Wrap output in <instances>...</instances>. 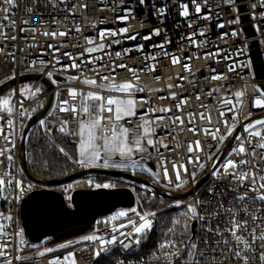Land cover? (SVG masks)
Masks as SVG:
<instances>
[{"label":"built area","instance_id":"obj_1","mask_svg":"<svg viewBox=\"0 0 264 264\" xmlns=\"http://www.w3.org/2000/svg\"><path fill=\"white\" fill-rule=\"evenodd\" d=\"M181 2L189 4L190 15L187 18L179 15L180 8L178 5ZM82 3L88 4L89 7L87 9L81 8ZM73 4L76 5L74 9ZM209 4L213 5L211 20L197 19L198 15H205L207 9L202 10L200 14H196L194 5L191 4L190 0H145L144 5H140L138 0H65V3H61L60 0H36L35 4H33V0H16V7L10 8L12 13L10 19L15 21V27L5 26L3 30L7 38L0 36V85L9 80L15 81L14 85L8 89L12 92L11 98L15 106L11 117L15 125L14 139L16 147L13 149L15 167L6 169L0 165V173L6 170L11 171L15 179L22 180L24 185L32 184V191L44 187L29 179L22 168L21 142L27 122L44 107L47 97L52 94L51 106L42 119H45L46 124L53 129L51 134L54 131L59 132L58 121L67 119L69 121L68 131L70 132L76 126L75 120L69 113L58 111L59 101L69 99V88H76L84 92L88 90L99 91V89L85 85L83 80L85 78L96 79L97 83H102L100 77L107 75L114 77L116 82L127 80L138 83L139 87L144 89V91L133 93L137 101L136 115L121 120L120 124L134 131L136 126L145 119L152 121L153 133L151 138L154 142H157L156 148H151L145 144L144 147L148 148V152L136 153L133 156V159L137 160L141 167L148 168L151 171H141L140 167L128 171L132 173L135 171L144 172L149 176V180L161 188L172 192L185 193L186 196L171 199L172 201L164 207L150 210L156 213V216L152 218L154 221L152 231L144 235L139 245L130 243L129 247L125 249L119 243V241L125 240V237L121 236L120 233H132V226L128 223L129 217L138 220V217L130 211L134 207L141 211L138 207L137 194L136 202L132 207L116 210L129 211V217H122L113 221L110 220L108 214L98 218L89 230L81 235L61 240L46 237L38 242H33L25 234L20 217L21 202L32 191L28 192L23 199L17 201L15 200L16 190L9 189L5 193H0V213L3 216L11 215L13 218L12 221H7L3 219V216H0V222L6 225L5 231L9 234L6 238L0 236V243L8 242V247L5 249L8 255L0 257V264H4L6 259H11L12 264H49V261L53 258L63 259L68 252L75 254L77 264H97L102 257L111 255L116 250L119 251L121 256L117 257L113 264H163V261L157 260L153 256L159 243L165 239L162 233H166L167 229L172 227V221L178 217L179 213L186 210L185 205L193 203L197 199H210L207 189L219 183L210 174L212 161L208 160V155L212 154V159L219 164L227 158V153L237 146V141L233 138L227 151L220 155L231 136H228L222 144L218 145L217 141L213 140L211 135H206L203 130L210 128L215 131L219 127L220 133L218 135H225L228 132V128L225 127L223 121L227 120L229 125L233 123L234 113L227 109L238 104V100L234 95L237 91H244L245 95L239 98V104L242 106L239 107L235 130L240 128L239 134L245 140H247V133L243 132V128L246 122L264 114V108L253 107L254 99L259 97L257 88L263 90L260 84L264 82V79L256 77L250 51V43L256 41L264 59V20L259 17L253 20L248 15L250 5L247 0H244L243 6L246 7L241 10L244 13L243 16L248 15L249 19L243 21L242 16L240 24L228 25L227 22L232 20L235 14L224 3V0H209ZM216 4H219L218 8L215 7ZM237 4L240 6L241 0H237ZM164 5H167L164 15H154L157 7ZM0 6L3 5L0 4ZM29 7L33 8L31 13L26 11ZM69 9L72 11L70 12ZM128 9H131L129 18L126 21L119 20L118 17L128 15ZM23 21H28V23H22ZM189 22H191V28L188 27ZM218 23H225L226 27L220 29L216 26ZM0 24L6 25L7 22L0 20ZM247 25L253 27L254 34L247 35L245 33L244 27ZM256 25L260 26V32L256 31ZM125 27L129 31L121 33L120 29ZM21 28L25 30L21 31ZM76 28H79L80 31L77 32ZM155 28L162 30L160 36L153 35L151 40L142 39V37L151 34ZM240 28L244 30L242 35L237 37L230 35L233 29ZM31 29L37 31L33 33ZM201 30L205 33L203 36L199 35ZM45 31H63L67 35L53 38L52 36L43 35ZM101 31L106 33L116 32L117 35H106L101 39L99 35ZM193 32L197 33L193 37L196 41L195 45H192L186 38L181 39V37H187ZM224 32L229 33V35L225 39H220L221 33ZM136 34L138 35L135 40L128 39L129 36ZM13 36L16 38L11 39ZM89 39L93 43L89 44ZM166 39L171 41V43L164 46V51L169 54L168 56L164 55L160 47H152V45L163 43ZM101 44L105 47L100 51L91 54L86 51L88 48L98 47ZM49 45H53L54 48H49ZM140 45L143 46L142 51L138 50ZM245 45L247 46L245 47ZM238 47L243 48V55L236 54ZM218 49L222 50L220 56L205 58L206 54L215 53ZM118 52L121 53L120 56L116 55ZM229 53L232 55V60H224L223 56ZM152 55L156 56L155 60L151 59ZM172 55L179 57L181 64L172 65L170 59ZM186 57H191V60L186 61ZM185 62L190 63L191 73L184 71L182 64ZM73 63L78 67L72 68ZM233 63H235L236 71L229 72L228 65ZM121 64L137 69L139 82L134 79L132 73L126 68L116 67ZM241 64L245 66L241 67ZM151 65L156 66L155 72L145 70L146 66ZM113 68H115L114 72ZM212 69H215V72ZM48 72L52 73L51 78L47 75ZM31 74H36L39 78L20 81L23 75ZM215 74H223L227 76V79L212 80L211 77ZM13 76L14 78H10ZM157 76L160 77L158 81L155 79ZM179 76H186L188 79L180 80L177 78ZM71 77H78L79 79L73 80ZM170 77L171 79H169ZM44 79L49 81L51 87L44 82ZM53 80L57 83L53 84ZM169 84L174 85V87L169 89ZM175 85L181 86L175 87ZM25 87L29 88L31 92H35L36 88H40L41 91L36 93L35 96L26 93L22 97L20 90ZM57 93L58 95H56ZM172 93L176 94L175 100L170 98ZM101 94L105 96L121 95L120 93L107 91ZM196 95L200 96V100H196ZM159 97H165V99ZM185 98L187 103L177 109L175 105ZM223 98L230 99L232 103L223 104ZM21 99H23L22 107L20 105ZM201 105H204V107H201ZM162 106L171 108V111L167 113L159 111ZM21 111L25 112L24 116L20 115ZM220 111L225 112L224 117H220ZM49 112H52L51 116L48 115ZM201 112L211 116V124L207 120L201 119L199 115ZM0 115H5V119H7L6 114ZM104 115L107 116L108 113H104ZM177 116L184 120L182 126L179 121L176 124L172 123V120ZM157 117H163V119H157ZM190 120L192 123H189ZM3 123L4 121H0V124ZM191 127H195L198 132L194 134L189 131L188 129ZM62 134L73 142L71 136L65 133ZM134 138V136H130V139ZM196 140L200 141L203 151L189 153L187 150L188 144ZM252 140L253 143H256V138L253 137ZM5 144L6 142L0 137V147H4ZM164 144H167L168 148L163 147ZM217 147L219 151H217ZM245 147L249 149L247 156L233 154L230 158L233 160H252L251 146L246 143ZM260 151L262 150L257 149V161L264 164V161L258 159ZM189 156H192L193 159L199 156L205 167L196 169L193 164L188 163ZM141 160H144V162L141 163ZM149 161L155 164V170L147 165L146 162ZM173 163H183L188 168L189 175H185L181 171V179L188 180V183L180 189L173 186L176 183ZM164 166L168 169V179L172 180L173 185H168V180L164 177ZM194 170L197 171L195 181L190 176V173ZM89 181L114 183L116 186L125 185V183L110 178L99 179L94 176H87L54 187V189L68 196L76 188H92L89 186ZM246 183L251 184V180ZM67 185L72 186L69 192L63 191V187ZM134 191L136 193L135 188ZM218 191L226 193L223 199L227 203L231 198V193L228 192L227 187L220 188ZM240 191H243V189H240ZM5 196H7V199H4ZM177 201H180L179 207L175 206ZM121 224L126 225V227L120 228ZM192 227L193 233L198 235L200 229L195 224ZM114 228L117 231L114 232ZM21 229L25 241L22 245L20 244V238L15 235ZM93 234L104 240L116 236L117 243L115 245H104L108 251L101 252L100 256L97 257L94 253L100 251V240L86 241L82 239L84 236ZM185 239L187 240V237ZM200 239L202 240L203 237ZM131 240L134 241L135 236L131 237ZM69 242L71 243L68 248H58L60 244H68ZM125 242L129 241L125 240ZM45 248H56L57 250L39 256L38 252L43 251ZM17 255L21 256L22 259L16 260L15 256ZM112 258L113 256H110L108 260H112ZM176 264H179V261Z\"/></svg>","mask_w":264,"mask_h":264},{"label":"snow or ice","instance_id":"obj_2","mask_svg":"<svg viewBox=\"0 0 264 264\" xmlns=\"http://www.w3.org/2000/svg\"><path fill=\"white\" fill-rule=\"evenodd\" d=\"M61 3H65V0H60ZM191 4L194 5V12L200 14L202 10L207 9V12L203 16H197V19L211 20L212 19V7L209 4V0H190ZM244 0H241L240 6L237 4V0H224V3L228 5L231 11L235 14L232 20L227 22L228 25L240 24L241 17L244 15L241 8L243 6ZM36 0H33V4ZM140 5L145 4V0H138ZM250 5V10L248 15L251 16L253 20L259 17L264 20V0H247ZM0 20L7 22V24H0V36L7 38L4 32L5 26L15 27V21L10 19L11 11L10 8L16 7V0H0ZM55 6V5H54ZM76 7L73 4V9ZM81 8L87 9L88 4L82 3ZM165 7L159 6L156 9V13L163 16L165 13ZM178 7L180 8L179 15L182 17H189V4L181 2ZM215 7H219L216 4ZM29 13L33 11V8L29 7L26 9ZM71 12L72 10L69 9ZM128 15L118 17L121 21H126L131 15V9H128ZM218 15V14H217ZM103 22V21H101ZM22 23H28V21H23ZM191 22L188 23V27L191 28ZM218 28L223 29L226 27L225 23H218L216 25ZM257 32L261 31L259 25L255 26ZM25 29L21 28V31ZM35 33L36 29H31ZM79 32L80 29L76 28ZM129 29L127 27L120 29L121 33H127ZM161 29L155 28L152 30L151 34L142 37L144 40H151L152 36H160ZM243 29H233L230 33L232 37H237L243 34ZM205 33L203 30L199 32V35L203 36ZM45 36H65L66 32L63 31H45L43 33ZM100 38L103 39L106 35H117L116 32L106 33L104 31L100 32ZM137 35L129 36L128 39L135 40ZM197 33L193 32L187 37H181V39H188L192 45L196 44L193 37ZM229 33H221L220 39H225ZM13 36L11 39H15ZM91 44L93 41L88 40ZM167 43H171L170 40L166 39L163 43L159 45H152V47H160L165 56L169 54L164 51V46ZM247 45H245L246 47ZM105 46L103 44L98 47H92L86 49V51L91 54L100 51ZM49 48H54L53 45H49ZM138 50L142 51L143 46H138ZM220 49L215 53H208L205 58L220 56ZM237 55H243V48H237ZM66 55H68L66 53ZM120 56L121 53H116ZM199 58V57H197ZM152 60L156 59L155 55L151 56ZM172 65L181 64V59L175 55L170 57ZM224 60H232L231 53L223 56ZM186 61H190L191 57H186ZM219 62V61H217ZM43 63V61H41ZM245 65L241 64V67ZM72 68H77L78 65L73 63ZM119 68H126L132 73L134 79L139 82V76L137 75V69L129 68L127 65L121 64L117 65ZM185 72L191 73L192 68L190 63L185 62L182 64ZM149 72H155L156 66H146ZM115 68H113V72ZM215 72V69H212ZM228 71H236L235 63L228 65ZM47 75L51 78L52 73L48 72ZM10 78H14L10 77ZM180 80H186L188 77L179 76ZM71 79L76 80L78 77H71ZM102 83H97L96 79L85 78L83 83L94 89H99V91L88 90L84 92L82 90H77L76 88L68 89L69 99H64L59 101L58 111L69 113L75 120V128L70 132L68 131L69 121L67 119H62L58 121L60 133H65L73 138V143L75 145L76 158L73 159L65 147L59 146V153L63 157L70 160L74 165L81 168H103V169H117L122 171L135 170L140 167L141 171L150 172L148 168H143L139 165V162L133 159L136 153L148 152V148L144 147L147 144L151 148H156L157 142L151 138L153 130L151 128L152 121L145 119L141 124H138L135 130H130L120 124L121 120L136 115V105L137 101L133 96L136 91H144L143 88L139 87L138 83H133L132 81H122L116 82L114 77L107 75H102L100 77ZM158 81L159 76L155 77ZM171 79V77L169 78ZM212 80H222L227 79V76L223 74H215L211 77ZM53 84L57 81L53 80ZM181 85H175L179 87ZM174 85L169 84L168 88L171 89ZM41 91L40 88H36L35 92L27 87L20 90L21 96L24 97L26 93H31L35 96L36 93ZM116 92L120 93V96L114 95H102L101 93ZM216 91V90H213ZM259 92V97L254 99L253 107L264 108V90L257 88ZM211 94V93H209ZM58 95V93L56 94ZM235 97L238 100L237 105H233L231 108L227 109L233 112L232 125L228 124L227 120L223 123L225 127L228 128V132L225 135H218L220 133L219 127L212 131L210 128H205L203 131L206 135H211L213 140L217 141V144H222L224 140L231 136L236 127L239 107V98L245 95L244 91H237ZM160 99H165V97H159ZM171 99H176V94H171ZM196 100H200V96L196 95ZM146 102V101H145ZM187 103V99H182L179 101L175 107L180 109L183 104ZM223 104H231L232 101L227 98L222 99ZM20 105H23V99L20 101ZM14 104L11 98V94L0 99V121H4L0 124V137L6 142L4 147H0V165L4 166L6 169H13L14 164V154L13 149L16 147V142L14 139V121L11 118L14 113ZM204 107V105H201ZM155 111V109H153ZM159 111L167 113L171 111V108L160 107ZM104 113H108L107 116ZM220 117L225 116L224 111H220ZM21 116L25 115L24 111L20 112ZM49 116L52 112L48 113ZM192 115V114H189ZM201 119H205L211 124V116L201 112ZM251 115V114H249ZM157 119H163V117H157ZM179 121L182 126L184 120L177 116L172 120L173 124ZM189 123H192L190 120ZM39 124L44 130L45 134H51L53 129L46 124L45 119H40ZM7 129V130H6ZM194 134L198 132L195 127L188 129ZM243 132L247 133V140H245L242 135L238 134L234 137L237 141V146L232 148L227 153V158L217 164L216 160L212 159V154L208 155V160L212 161L211 164V176L218 180V184L207 189L210 199H197L195 202L185 205L186 210L179 213L178 217L172 221V227L167 229L166 233H162L165 236L163 242L159 243L156 253H153L155 259L163 261V264H264V164L257 161V149H260L259 161H264V118L252 121L244 125ZM130 136H134V139H130ZM256 138V143H253L252 138ZM251 146V156L252 160L240 159L233 160L230 157L235 154L237 156H247L249 154V149L245 147V144ZM194 145V146H193ZM163 147L168 148L167 144ZM158 150V149H157ZM187 150L189 153L203 151L201 143L199 140L191 142L188 144ZM217 151L219 148L217 147ZM151 155V153H149ZM47 166V161L44 162ZM188 163L193 164L196 169H203L205 167L204 162L200 160L199 156L194 159L189 156ZM173 170L176 174V183L173 185L171 179H168V169L164 166V177L168 180V185H173L176 189H180L188 183V180L181 179V171L185 175H189L188 168L183 163H173ZM158 175V174H157ZM191 179L195 181L197 176V171L194 170L190 173ZM251 180V184L246 183ZM89 186L94 189H113L116 187L114 183H94L89 181ZM71 185L63 187V191L69 192L71 190ZM141 187H147L142 185ZM227 187L228 192L231 193V198L225 203L223 197L226 195L223 191H218L220 188ZM9 189L16 190L15 200H21L24 196L32 191L33 185H24L23 181L20 179H15L11 171H3L0 173V193H5ZM243 189V191H240ZM7 199V196L4 197ZM65 199L69 202L68 206L72 207L71 204L72 196L68 195ZM177 207L180 206V201L176 202ZM132 213L138 217V220H133L129 217V211H118L115 215L110 217V220H119L122 217H129L128 223L132 226V233L121 232L120 235L125 237V240L119 241L123 248L127 249L130 243H135L139 245L141 240L144 238L146 233H149L153 229V217L156 216L155 212L151 211H138L137 208H132L130 210ZM0 216H3L0 213ZM4 220L12 221V216H3ZM183 222V223H182ZM193 224H195L200 232L198 235L193 233ZM177 226L180 227L179 233H177ZM126 225L121 224L120 228H124ZM6 225L0 222V236L8 237V233L5 231ZM117 231V229H113ZM17 237L20 238V244H24L23 239L24 233L21 229L19 232L15 233ZM135 236V240H131V237ZM187 237V240L185 239ZM203 237L201 240L200 238ZM86 241H97L100 240L101 248L100 251L94 253L95 256H100L101 252H107L108 249L104 245H115L117 243L116 236H112L110 239L104 240L97 235H87L82 238ZM68 244H60L58 248L64 249L70 246ZM8 247V242L0 243V257H6L8 254L5 249ZM56 248H45L43 251H39V256H44L46 253H52L56 251ZM159 253V255H157ZM16 260H21L22 257L15 256ZM4 264H12L11 259H6ZM49 264H77L75 259V254L73 252H68L63 259L53 258L49 261Z\"/></svg>","mask_w":264,"mask_h":264},{"label":"water","instance_id":"obj_3","mask_svg":"<svg viewBox=\"0 0 264 264\" xmlns=\"http://www.w3.org/2000/svg\"><path fill=\"white\" fill-rule=\"evenodd\" d=\"M242 6V10L245 9ZM249 19L248 15L242 17L243 21ZM247 35L254 34V29L251 25L244 27ZM257 42L250 43L252 63L255 75L259 79H264V59L261 54ZM36 74L23 75L20 81L27 79H38ZM44 82L51 87L48 80ZM14 80H9L0 85V95L14 85ZM264 90V82L260 84ZM53 95L47 97V101L42 109H40L27 122L21 142V164L24 173L29 179L44 186L36 188L24 198L20 205V217L25 234L33 242H38L46 237H52L55 240L66 239L69 237L81 235L89 230L98 218L115 212L118 209L130 208L136 202V193L134 188H141L148 192L165 197L168 199H178L186 196L185 193H178L165 190L152 182L149 179L143 178L129 171L117 169L103 168H84L78 172L58 179H44L36 176L28 164L27 145L29 136L33 128L38 124L52 103ZM264 114L257 116L246 122L261 119ZM240 133V128H237L227 140L220 155L224 154L232 144V139ZM144 160H141V163ZM147 165L155 170V164L152 161L146 162ZM94 176L105 177L121 181L125 183L123 186H116L113 189H94V188H76L72 191V207H69V202L65 199V194L54 187L73 182L77 179ZM142 185L147 187H141Z\"/></svg>","mask_w":264,"mask_h":264},{"label":"trees","instance_id":"obj_4","mask_svg":"<svg viewBox=\"0 0 264 264\" xmlns=\"http://www.w3.org/2000/svg\"><path fill=\"white\" fill-rule=\"evenodd\" d=\"M59 146L65 147L69 155H71L73 159L76 158L75 145L65 135L57 131H54L53 134L50 135L45 134L40 124H37L33 128L28 140L27 154L28 164L36 176L44 179H58L83 169L63 157L62 154L59 153ZM45 161H47V166H45ZM134 173L149 179V176L144 172L135 171ZM97 178L103 179L104 177L97 176ZM119 182L123 183L121 181ZM135 190L138 199V207L141 211L159 209L172 201L171 199L154 195L141 188H135ZM116 212L118 211L109 214V217L115 215ZM180 227L181 226H177V233H179ZM110 256H113L112 260H108ZM119 256H121V254L116 250L111 253V255L102 257L97 264H113L115 259Z\"/></svg>","mask_w":264,"mask_h":264},{"label":"rangeland","instance_id":"obj_5","mask_svg":"<svg viewBox=\"0 0 264 264\" xmlns=\"http://www.w3.org/2000/svg\"><path fill=\"white\" fill-rule=\"evenodd\" d=\"M9 94H11V97H12V92H11V90H6L5 92H3V93L0 95V99H2V98L5 97V96H8Z\"/></svg>","mask_w":264,"mask_h":264}]
</instances>
